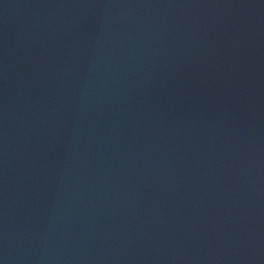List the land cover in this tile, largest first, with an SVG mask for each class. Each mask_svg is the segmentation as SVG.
Here are the masks:
<instances>
[{"label":"water","instance_id":"1","mask_svg":"<svg viewBox=\"0 0 264 264\" xmlns=\"http://www.w3.org/2000/svg\"><path fill=\"white\" fill-rule=\"evenodd\" d=\"M0 264H264V0H0Z\"/></svg>","mask_w":264,"mask_h":264}]
</instances>
